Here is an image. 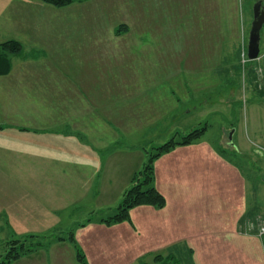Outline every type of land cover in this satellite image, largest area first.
Masks as SVG:
<instances>
[{"label": "crops", "instance_id": "crops-1", "mask_svg": "<svg viewBox=\"0 0 264 264\" xmlns=\"http://www.w3.org/2000/svg\"><path fill=\"white\" fill-rule=\"evenodd\" d=\"M116 1L113 7L105 4L108 23L114 24L116 19L124 25L135 19L146 20L136 41L119 34L95 41V36H90L82 41L68 34L66 38L74 40L64 41L61 52L51 53L45 48H50L58 35H64L65 26L73 28L79 19L83 22L81 15L92 14V0L64 8L39 0H0V42L16 40L30 50L23 56L29 65L19 67L18 60L12 61L8 74L0 75V241L65 233L74 228V238L87 264H140L141 253L144 257L152 255V264H156L181 250L190 261L193 254L195 264H264V234L249 227L250 219L241 224L249 217L264 218L255 210H264V204L259 206L253 197L247 201L248 185L264 192L260 178L264 171L250 182L219 146H177L156 159L154 185L165 199L163 208L135 207L129 212L130 222L111 226L98 223L100 214L92 216L96 211L110 215L107 210L117 206L128 188L121 172L110 177L106 173L112 156L129 150L128 138L138 136L147 140L145 145H157L161 137L176 138L187 133L190 126L187 115L191 114L193 87L189 78L176 76L182 70L168 72L170 76L162 82L159 61L155 70L153 66L133 67L128 61L164 56L147 49L159 44L157 33L150 28L162 24L163 18L150 14L143 20L136 12H131L132 17L128 6ZM192 1L201 6L207 3H153L169 10L168 20L171 9L175 13L187 4L191 8ZM214 1L222 12L216 17L224 19L225 0ZM210 4L207 7L212 9ZM129 7L136 11L131 3ZM192 8L199 9L194 4ZM99 20L105 18L98 17L96 23ZM173 23L178 26V20ZM215 23L214 33L204 29L194 39L200 49L193 50V40H185L169 49L166 57H172L171 52L178 58L235 57L239 40L234 41V32L232 39L226 37L231 31L225 28L227 22L216 21L212 26ZM227 25H237V18ZM145 30L152 32L147 35L151 38H146ZM77 40L80 51L92 53L89 68L79 63L77 54L66 45ZM166 41L169 44L170 40ZM31 50L37 51V56L30 55ZM47 58L42 65L35 63ZM121 59L124 67L117 63ZM68 63L74 66L66 67ZM149 73L153 74L152 82ZM163 121L170 126L161 130ZM233 138L231 142L226 139V146L246 147L242 135L238 143ZM11 264L80 263L68 241L52 240L46 248Z\"/></svg>", "mask_w": 264, "mask_h": 264}, {"label": "rangeland", "instance_id": "rangeland-1", "mask_svg": "<svg viewBox=\"0 0 264 264\" xmlns=\"http://www.w3.org/2000/svg\"><path fill=\"white\" fill-rule=\"evenodd\" d=\"M82 1L84 2L86 0H74L71 4L64 7L75 5ZM154 1L155 0L119 1L121 5L128 6L129 15H131L133 12H136V15L142 16L143 20L147 19L150 14L155 17L160 15V19L163 18L161 21L162 24H154L153 27L150 28V30L154 29V32L157 33L158 37L156 38H159V44L154 48L147 49H154L157 53L160 52V54H164V56H162L160 59L135 58L128 60L131 61V63L129 64L133 63V67L136 65H144L146 69L152 68L153 66V70H155L156 67H158L157 65L159 61V68L162 70V73L160 75L162 82H165V78L169 75L168 72L172 73V71H174L175 69L177 71L181 69L182 74L178 73V75L176 76H178L179 79L180 77H185L187 79L189 78L188 82H191L193 87V99L190 105L191 114L187 115L190 126L188 127L186 132L202 127L206 128L203 137H200V139L192 144L205 143L210 146L212 145V147L219 146L222 149V152L226 153L228 160L236 164L237 167L241 169L244 176H246L247 180L252 182L254 178L256 179V177H259L262 171H264V26L260 31L261 40L259 44V57L254 60H249L247 56L248 35L253 17L252 8L253 4L258 0H225L226 8L223 11L224 19L221 16L216 17L217 12L222 13L221 11L216 9V1L207 0L205 6H201L198 3H193L192 1L190 2L191 8L190 4H187V6H184L182 10L175 11V13H173L171 9L169 12L170 19H168L170 22H168L167 20V17L169 16L167 11L169 10L161 9L159 4L153 3ZM165 1H171L173 3V0ZM180 1L181 0H177V3L173 4L177 6ZM114 2L117 1L92 0V14L89 16L81 15V18H83V22H85L86 24H82L83 22L81 23L79 19V22L77 23H79L80 25L77 24L73 28L65 26L64 35H58L56 40L53 42V45L50 48L45 49H49L51 53L61 52L63 48L61 43L64 44V41H68L70 39L66 38L68 34L69 37L78 38V40L88 39V37L90 36H95L92 37L93 41H95V38L102 39L108 34H112L110 37H114L119 34L120 36H125L126 38L127 36L130 37L129 40L133 39V42L136 41L138 35L142 36L141 30L142 27L145 28L144 25L146 20L143 23L142 20L139 21L135 19L124 25L122 21L116 19L114 24L108 23L110 21L109 12H105L104 7L105 4L112 5L113 7ZM261 2L264 5V0H261ZM99 3L103 5V8L95 9L94 6L99 5ZM130 3L131 6L136 9V11L130 10ZM193 4L194 7H199V9L192 8ZM208 4H210V7L212 9H209L207 7ZM49 6L54 8H64L55 7L52 5ZM87 7L88 6H85L83 10H86ZM153 9L155 11L150 12V10ZM229 11H232V13ZM83 16L86 18H84ZM91 17L92 19H89ZM98 17L105 18V20H103L102 22L101 20H99L96 23ZM132 17H134L133 14ZM94 18L95 20H93ZM235 18H237V25H227L228 23L234 21ZM176 20H178V26H174L173 21ZM216 21L227 22L225 28L228 27L231 29V31L229 33L224 32L226 37L229 38V36H231V33L234 32V41L236 42L237 39L239 40L238 51L235 53V57L178 58V56H174L175 54H173V52H171L172 57H166L170 54V52H168L169 49L171 50L172 48L178 46L179 43H183L185 40H193V50L200 49L199 46H196V41L194 39H197L200 36L199 32H203L204 29L210 30V33H214L216 31L217 25L215 23V25L212 26V23ZM73 31H75L77 35L71 36L70 34H72ZM151 33V31L145 30L146 38L150 37L147 35H150ZM78 40L75 43H66V45L77 54L78 62L86 64L85 68H89L90 65L88 64V62L89 60H92V53L90 51H80L78 47ZM166 40H170V42H168L169 44H167ZM51 42L52 41H49L48 44H50ZM109 43H112V41ZM20 44L22 46V53L20 56H12L11 64L13 63L12 61L18 60L16 65L19 67H24L29 65V63L25 61L29 59H23V56L25 54V51L30 50H26L25 46H23L22 43ZM94 46L97 45L94 44ZM120 47H122V44H120ZM185 49V47L182 48V50ZM107 50H110V47H108ZM93 51L94 50L92 49V52ZM243 52L244 57L242 55ZM192 53L196 54L199 52ZM29 54L37 56V51L31 50ZM94 54H96V52H94ZM49 59L50 58H47L35 63H40L39 65H42ZM117 63H120L122 67L126 65L123 64L122 59ZM109 65L113 67L112 64ZM73 66L68 63L66 67L72 68ZM147 75L148 77H150L149 81L152 82L153 74L149 73ZM169 124V122L163 121L161 123V130H164L165 128L170 126ZM231 135H234L233 142L235 143H238L237 138L242 135L245 140L246 147L242 149H233L231 148V146H226V139L228 140ZM131 137L132 138L127 139V148L129 150H124L113 155L110 161V168L107 167L106 171V173H109V177L121 172L123 176L127 178V183L129 185L134 174L137 173L143 165L146 155L144 149L152 145H145L147 141L146 139H141L138 136ZM169 139L170 138L163 139V137H161L159 142L160 144H162ZM140 158L143 159V161L139 163V160H141ZM248 188V203L253 197V199L256 200V203L259 206L261 204H264L263 190L254 189L252 185H248ZM255 210L257 211V213H259L260 216L262 214L264 215V210L259 208H255ZM107 211V213L112 214L114 212V209H111V211ZM96 215L97 217L99 216L98 218H101V216L105 217L104 215H102L101 211L99 213L98 211L92 212V216ZM96 218H93V220H96ZM258 218L259 217L255 216L253 220L254 223ZM6 240L7 239H2L0 241V254L4 252V243ZM139 257L140 261L148 262L151 264L153 263L152 255H146L144 257V254L141 253ZM189 257L190 256H188V254H185L184 250H181L173 253L169 260L165 258L163 261H161V263L156 264H195L196 260L194 259V255H191L192 261L189 260Z\"/></svg>", "mask_w": 264, "mask_h": 264}, {"label": "trees", "instance_id": "trees-1", "mask_svg": "<svg viewBox=\"0 0 264 264\" xmlns=\"http://www.w3.org/2000/svg\"><path fill=\"white\" fill-rule=\"evenodd\" d=\"M45 4L55 7H64L71 4L74 0H40ZM22 46L19 41L6 40L0 43V75L8 74L11 67V57L20 56ZM258 86V85H257ZM262 88V87H261ZM259 89V88H258ZM206 128L193 129L185 134L172 137L162 144H152L144 149L145 160L142 167L131 179L129 187L122 194L114 212L98 220L107 226L121 222H130L129 212L138 206H151L155 209H161L165 206L163 195L158 192L154 185V162L160 156L170 152L177 146H185L194 143L204 134ZM254 216L245 219L241 224L251 221L254 223ZM263 218V217H262ZM87 219L86 222H90ZM248 224V223H247ZM84 225V223H83ZM82 224L80 226H83ZM256 231V230H252ZM52 240L68 241L75 253V258L80 264H87L83 251L74 238V228L68 229L65 233H53L51 235H26L21 238L9 239L4 243V252L0 254V264H11L20 257L27 255L41 248H46ZM160 259V256H156ZM169 257L167 260H169ZM140 264H151L141 261Z\"/></svg>", "mask_w": 264, "mask_h": 264}, {"label": "water", "instance_id": "water-1", "mask_svg": "<svg viewBox=\"0 0 264 264\" xmlns=\"http://www.w3.org/2000/svg\"><path fill=\"white\" fill-rule=\"evenodd\" d=\"M252 22L248 35V48H247V56L249 60H254L257 58L259 53V43L261 40L260 31L264 26V6L260 0L256 1L253 4L252 8ZM231 137H229V141L231 142ZM261 181L264 182V174L260 177Z\"/></svg>", "mask_w": 264, "mask_h": 264}, {"label": "built area", "instance_id": "built-area-1", "mask_svg": "<svg viewBox=\"0 0 264 264\" xmlns=\"http://www.w3.org/2000/svg\"><path fill=\"white\" fill-rule=\"evenodd\" d=\"M242 55L244 57V52ZM249 227L251 229H256L259 235H263L264 234V218L260 217L256 219L255 223L250 222Z\"/></svg>", "mask_w": 264, "mask_h": 264}]
</instances>
